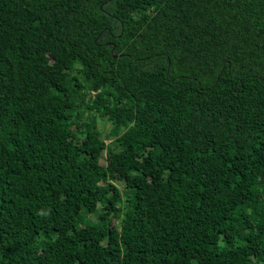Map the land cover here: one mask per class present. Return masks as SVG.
<instances>
[{
    "label": "trees",
    "instance_id": "1",
    "mask_svg": "<svg viewBox=\"0 0 264 264\" xmlns=\"http://www.w3.org/2000/svg\"><path fill=\"white\" fill-rule=\"evenodd\" d=\"M0 264H264V0H0Z\"/></svg>",
    "mask_w": 264,
    "mask_h": 264
},
{
    "label": "rangeland",
    "instance_id": "2",
    "mask_svg": "<svg viewBox=\"0 0 264 264\" xmlns=\"http://www.w3.org/2000/svg\"><path fill=\"white\" fill-rule=\"evenodd\" d=\"M98 126H99V124H98ZM109 127H110V124H109L108 122H104V123H102V128H103V132H104V133H105V132H108Z\"/></svg>",
    "mask_w": 264,
    "mask_h": 264
}]
</instances>
